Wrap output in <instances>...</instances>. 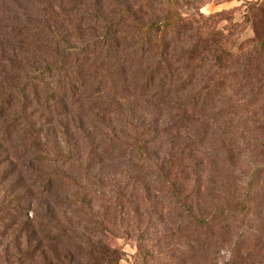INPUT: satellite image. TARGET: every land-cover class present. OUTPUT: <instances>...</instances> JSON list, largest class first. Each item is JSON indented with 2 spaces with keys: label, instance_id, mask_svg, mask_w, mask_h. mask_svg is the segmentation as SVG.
Returning <instances> with one entry per match:
<instances>
[{
  "label": "trees",
  "instance_id": "16d2710c",
  "mask_svg": "<svg viewBox=\"0 0 264 264\" xmlns=\"http://www.w3.org/2000/svg\"><path fill=\"white\" fill-rule=\"evenodd\" d=\"M25 1L37 11L39 28L27 36L28 50L24 61L9 64L8 60L1 62L0 59V120L3 117L7 121H3L6 124L3 132L5 137L16 133L27 142L25 148L32 146L43 154L49 153L39 148L43 140L48 138L51 141L56 137L53 160L61 165L67 164V170L45 167L46 171H35V176L28 179L29 186L23 184V187L32 188L36 193V200L31 204L32 208L35 207L33 218H29L31 210H0L26 217L23 225L33 230V235L29 237L36 236L35 229H40L38 232L43 243L40 242L41 247L37 245L25 250L28 259L39 252L43 264H52L51 258L58 257L66 260L73 257L74 262L67 260L68 264H119L124 256L121 247L113 248L108 242L117 237L107 225V214L99 216L90 202L92 200H87L93 191L98 194L104 192L96 169L98 165L94 158L86 155L85 149L71 145L72 134L67 126L62 130L65 124L74 125L79 113L102 119L107 130L102 135L105 140L102 141V151L106 155L104 163L125 166L135 161L136 169L130 171L128 168L121 174L129 177L135 172L137 177H148L150 185L142 184L145 194L152 189L163 194L169 200L171 211L178 213L174 232L180 238L185 236L194 254L196 251L202 253L201 259L211 257V253L218 256L224 246L219 245L218 232L212 230L216 213L196 211L200 209L199 201L204 199L201 192L208 191L210 183H214L215 187L222 183L214 190V205L203 203L206 210H229L230 196L237 199L238 210H249L250 207L263 210L264 206V32L258 30L262 22L258 17L261 9L253 8L249 14L252 36L243 43L237 36L233 45L229 46L224 44V37H213L222 34L221 30L212 28L206 35L199 22L185 16L171 0H167L162 17L148 23L140 21L135 11L130 9L131 5L124 2L109 23L86 39L82 34L73 38L63 32L66 23L74 18L79 20L85 9L67 7L63 0ZM86 2L87 11H92L93 17L102 20L99 0ZM222 13L211 17H221ZM114 25L132 29L133 33L126 40L136 44V53L132 55L136 57V83L132 86L136 102L134 100L132 104L124 95L129 88L128 83L125 80L115 83L108 63L110 57L106 50L113 47L117 37ZM187 29L195 33L188 35L184 31ZM95 51L102 54V60L94 72L96 81L87 88L86 84L92 77L91 71L86 68L87 61ZM116 61L118 69L128 63L124 58ZM116 91L119 95L113 96ZM94 97L101 100L95 102L97 98ZM220 97L223 99L217 105ZM142 105L152 108L149 114L141 112L145 117L139 114ZM163 106L169 109L166 116L162 114ZM214 107L218 108L213 110ZM34 109L42 112L44 119L38 121ZM112 116L121 118L116 132L113 119H110ZM226 131L230 135H225ZM57 132L60 137H57ZM156 134L161 136L160 139H167V145H171L161 159L151 162L150 152L157 143V139L151 136ZM236 137H242V142ZM183 138L190 141L191 147L198 153L212 147L224 156L227 151L238 158L243 154H254L261 162H257L247 180L241 184L237 176L230 178L229 174L222 173L219 164H211V168L203 165L198 169L197 164L192 166L188 163ZM58 140L66 145L58 146ZM224 142L231 145L240 143L246 150L238 149L240 151L237 152L236 149H228ZM216 155H212L211 160L220 159ZM204 176L208 178L207 184L204 183ZM120 177L124 181L125 178ZM187 179H193L194 183L191 192L186 195ZM227 179L240 185L234 193H230ZM121 183L114 185V194L106 193L96 199L100 202L105 200L114 210H124L123 193L133 190L127 182ZM1 185L3 180H0ZM61 185L69 189L60 204V208L67 210H43L44 201L51 198ZM70 189L76 193L71 194ZM75 205L83 210H71ZM260 223L264 226L263 219ZM228 228L229 225L221 224L219 235H226ZM259 234L262 239L263 233ZM227 249L228 259L219 264H264V243L254 242L251 247L242 248L236 241ZM57 260L62 264L60 259Z\"/></svg>",
  "mask_w": 264,
  "mask_h": 264
},
{
  "label": "rangeland",
  "instance_id": "374dc122",
  "mask_svg": "<svg viewBox=\"0 0 264 264\" xmlns=\"http://www.w3.org/2000/svg\"><path fill=\"white\" fill-rule=\"evenodd\" d=\"M57 1V0H55ZM67 7H75L77 9L82 8L84 12L79 15V20L75 18L71 22H67L64 26L63 32L69 36L76 38L78 35H83L86 39L90 35L93 36L97 30L104 26L110 21L116 12L121 9L124 2L129 3L130 9L135 11L137 18L143 23H148L152 20L160 19L165 13L164 10L167 8V0H99L100 15L102 20L93 17L92 11H87V0H63ZM176 4L185 16L189 19L193 18L194 21L199 22L203 27V32L208 35L212 28L215 30H221L222 34H216L213 36L215 39L225 38V45H233L234 40L237 36H240V43L245 42L249 37L252 36L251 32V18L250 12L253 8H260L261 12L258 13L259 19L262 20L261 24L258 25L259 32H264V0H171ZM86 2V3H85ZM90 3V1H88ZM87 7V8H86ZM92 8V7H90ZM91 10V9H90ZM93 10V9H92ZM39 12V11H38ZM223 12L221 17H211L215 13ZM39 15L37 11L31 9L25 0H0V56L1 62L3 59L8 60L9 64L22 62L25 60L27 55V36L33 34L39 28ZM109 23V22H108ZM114 31L116 37L115 44L112 45L111 49H107L106 52L109 55L108 63L111 66L113 78L115 83L125 80L129 88L125 91V98L130 100L132 104L136 102V92L132 88L133 84L136 83V57H132L136 53V44L132 41L126 40L127 36L133 32L128 26L120 27L114 25ZM31 29V31H29ZM188 35L194 34L195 31L192 29L184 30ZM182 36V35H180ZM210 36V35H209ZM212 37V36H210ZM183 38V37H182ZM181 46H179L180 48ZM95 51L92 58L87 61L86 68L91 71V78L88 80L86 86L90 88L96 81L95 70H97L101 60L102 54ZM105 53V51H102ZM100 57V58H99ZM124 58L127 60L125 67L116 66V60ZM123 71V72H121ZM84 92V90H83ZM116 91L113 96H118ZM99 97V96H97ZM94 97V98H97ZM223 98H219V102ZM92 100V99H91ZM101 98H97L94 101L99 102ZM94 106V105H93ZM218 107H214L216 110ZM152 108L142 105L139 108V114L145 117V113H150ZM169 109L163 106L162 114L166 116ZM143 112L144 114H142ZM37 120L44 119L43 113L38 109H34ZM95 115V113H93ZM101 117V115L99 116ZM0 120V180H3V185L0 186V210H31L29 211V218H33L36 214L32 210L35 207H31L32 202L36 200V193L27 187H23V184L29 186L28 179L35 176V171H46L45 167L57 168L59 170H67V164L61 165L62 163L53 160V151L57 147L54 141L57 138H48L43 140V144L39 147L45 149L48 154H43L41 151H37L34 147L30 146L29 149L24 146L27 142L16 133H10L5 137L4 128L7 121L1 117ZM149 118L148 116L146 117ZM107 119V118H106ZM113 126H115V132L118 130V124L121 123V118L112 116ZM3 121L5 123H3ZM68 127V132L71 135V145L85 149V153L88 157L94 158V162L97 163L98 174L100 175L102 182V193L92 192V195L87 196V200H92V204L95 206V212L99 216H104L103 213L107 214L106 220L107 225L114 231L117 239L108 240L110 245L115 247H121L124 251V256L120 260L119 264H219L228 259V245L234 244L236 241L242 248L251 247L252 243H264V226L260 225V220H264V206L263 210H255L250 207L249 210H238L237 199H228L229 210H206L203 203L206 205L213 206L212 199L215 197L214 190L222 185L218 183L215 187L214 183H210L211 189H207L201 192L204 195V199L200 200V209L196 210L198 213H216L215 220L212 224V230L218 232L217 239L219 245L224 246L218 256L215 253H211V257L207 259H201L202 253L191 250L190 245L187 243V238H182L176 234L175 231V220L178 221V213L171 211L172 209L169 200L164 198L163 194L156 192L154 189L147 191V194L142 189V184H148V177H137L136 173H131L132 176L126 177L125 173L121 174L125 169H136L134 162H130L125 166L118 163H104L106 158L103 153V132L107 131L103 126L102 119L97 120L93 116L86 114H77L74 125L65 124ZM40 126L38 125V129ZM230 135L227 131L225 135ZM89 139H88V137ZM52 137V138H54ZM57 137H60L57 132ZM219 137V136H217ZM153 139H157V143L154 144L152 152H150L151 162L153 160L161 159L162 155L168 150L171 144L167 145V139H160L161 136L153 135ZM216 137L211 139L214 141ZM239 142H242V137H236ZM3 139V140H2ZM87 140H90L89 144ZM235 140V139H234ZM232 140V142H234ZM82 141V144L80 145ZM105 141V140H104ZM238 142V143H239ZM58 146H65V143H60L58 140ZM184 143L183 148H186L185 156L188 163L192 166L197 164V168H201L203 165L208 168L212 164H219L222 168V173L229 174V177L237 176L241 184L247 180L253 168L257 165V162H261V159L254 154H243L242 157L234 155L233 152L227 151L226 155H220V150H215L212 147L204 149L202 152H196L192 143L187 139L182 140ZM76 144V145H75ZM100 146L98 147V145ZM228 149L246 150L240 143L237 145H231L225 143ZM179 145V140L177 141ZM191 147V151L189 148ZM220 149L221 145L218 143ZM59 148V147H58ZM192 152L191 154H189ZM217 154L220 159L214 158L211 160V156ZM20 158V161H19ZM186 161V162H187ZM187 164V163H186ZM147 168V163L144 164ZM15 168H19L16 170ZM211 168V167H210ZM235 168V169H233ZM205 169V168H204ZM219 169V167H218ZM147 170L145 169L144 172ZM20 172V174H18ZM124 177V181L121 177ZM206 176L210 178V175L206 172ZM207 178V179H208ZM219 178V177H217ZM141 179L143 180L141 182ZM207 179L203 177L204 183L207 184ZM182 182V179H179ZM228 186H231L230 193H234V189L240 186L239 184H233L230 179H227ZM237 180H234V182ZM120 182L128 183L129 188L133 191L124 192L122 203L125 206L124 210H114L110 204L98 201V196L103 197L106 193L110 195L116 190L114 185L120 184ZM238 182V181H237ZM194 180H188L185 185V193L189 194L192 190ZM239 183V182H238ZM226 184V181H225ZM238 185V186H237ZM12 186V187H11ZM227 186V187H228ZM242 186V185H241ZM96 187V186H94ZM153 187V185L151 186ZM207 188V187H206ZM69 189L65 185H61L51 198L44 201V208L49 210H67L66 208H60L62 198L65 199ZM71 194H75L74 189H70ZM98 194V195H97ZM114 194V193H113ZM200 194V196H201ZM43 200V199H41ZM29 202V203H28ZM227 202V196L225 202ZM130 205L131 207H127ZM137 209V210H136ZM38 210V209H36ZM71 210H83L79 205H75ZM139 211V212H137ZM240 219H237V218ZM243 217V219H242ZM43 218V217H42ZM261 218V219H260ZM27 221L26 217H22L12 211L0 212V264H43V257L39 252L33 254L31 259H28L25 250L35 248L37 245L41 247L42 239L40 238L38 230L36 236L33 235V230L29 226H24V222ZM16 222H20L17 223ZM221 224L229 225L228 232L224 236H220L219 231L221 230ZM47 229H43L45 231ZM54 233L57 231L53 228ZM257 230V232H256ZM49 232V231H48ZM53 232V231H51ZM262 232L263 236L260 239ZM63 252V251H62ZM62 264H68L74 262L73 257L67 260L63 257H58ZM53 259L52 264H60L59 260ZM76 260V258H75Z\"/></svg>",
  "mask_w": 264,
  "mask_h": 264
}]
</instances>
